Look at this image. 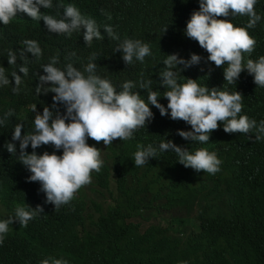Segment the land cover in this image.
<instances>
[{"label": "clouds", "instance_id": "9594fccd", "mask_svg": "<svg viewBox=\"0 0 264 264\" xmlns=\"http://www.w3.org/2000/svg\"><path fill=\"white\" fill-rule=\"evenodd\" d=\"M238 178L264 188V0H0V264H247L224 233L254 224L264 264Z\"/></svg>", "mask_w": 264, "mask_h": 264}, {"label": "trees", "instance_id": "16d2710c", "mask_svg": "<svg viewBox=\"0 0 264 264\" xmlns=\"http://www.w3.org/2000/svg\"><path fill=\"white\" fill-rule=\"evenodd\" d=\"M249 186H245L242 179L229 180L224 186L216 193L223 194L226 192L238 191V194H245L251 204H257L258 208H264V188H259L261 191L247 192ZM148 192L154 202H159L157 207H153V211L163 216L173 208V200L175 199L184 201L181 191L174 193V188L169 186L164 181V175H159L158 178L150 180ZM202 195V194H201ZM204 198H210V195H202ZM218 201L222 198L217 196L213 198ZM127 215V214H123ZM158 228V227H156ZM259 226L254 224L248 230L241 228H229L225 231L224 236L226 240L225 249L232 261L234 262H246L247 264H258L260 260V248L258 244L257 232ZM144 249H139L134 253L138 258L144 259L148 264H153V259L148 250L149 246H144ZM65 254L73 261L79 263L78 252L74 251V248H68L65 250ZM128 264V263H126Z\"/></svg>", "mask_w": 264, "mask_h": 264}]
</instances>
